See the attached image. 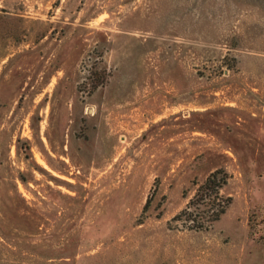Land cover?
Returning <instances> with one entry per match:
<instances>
[{"label": "rangeland", "instance_id": "rangeland-1", "mask_svg": "<svg viewBox=\"0 0 264 264\" xmlns=\"http://www.w3.org/2000/svg\"><path fill=\"white\" fill-rule=\"evenodd\" d=\"M0 264H264V0H0Z\"/></svg>", "mask_w": 264, "mask_h": 264}, {"label": "trees", "instance_id": "trees-1", "mask_svg": "<svg viewBox=\"0 0 264 264\" xmlns=\"http://www.w3.org/2000/svg\"><path fill=\"white\" fill-rule=\"evenodd\" d=\"M227 173L222 169L211 172L196 188L186 206L176 214L174 220H183L190 230H207L224 213L229 198H223L221 188L226 184Z\"/></svg>", "mask_w": 264, "mask_h": 264}]
</instances>
